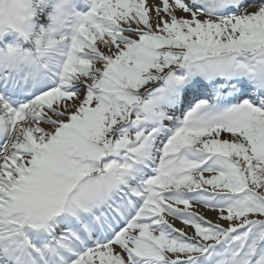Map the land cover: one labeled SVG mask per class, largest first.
<instances>
[{
	"label": "snow or ice",
	"instance_id": "obj_1",
	"mask_svg": "<svg viewBox=\"0 0 264 264\" xmlns=\"http://www.w3.org/2000/svg\"><path fill=\"white\" fill-rule=\"evenodd\" d=\"M0 264H264V0H0Z\"/></svg>",
	"mask_w": 264,
	"mask_h": 264
}]
</instances>
